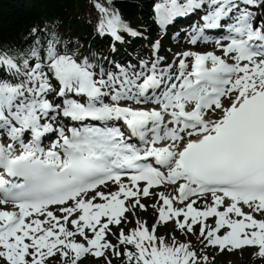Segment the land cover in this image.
Returning <instances> with one entry per match:
<instances>
[{"label": "snow or ice", "instance_id": "obj_1", "mask_svg": "<svg viewBox=\"0 0 264 264\" xmlns=\"http://www.w3.org/2000/svg\"><path fill=\"white\" fill-rule=\"evenodd\" d=\"M93 7L0 47V264L264 259V0Z\"/></svg>", "mask_w": 264, "mask_h": 264}, {"label": "trees", "instance_id": "obj_2", "mask_svg": "<svg viewBox=\"0 0 264 264\" xmlns=\"http://www.w3.org/2000/svg\"><path fill=\"white\" fill-rule=\"evenodd\" d=\"M125 16L139 19L149 9L148 0H119ZM94 10L88 0H0V45L17 47L32 29L58 26L60 31L91 41Z\"/></svg>", "mask_w": 264, "mask_h": 264}, {"label": "rangeland", "instance_id": "obj_3", "mask_svg": "<svg viewBox=\"0 0 264 264\" xmlns=\"http://www.w3.org/2000/svg\"><path fill=\"white\" fill-rule=\"evenodd\" d=\"M243 257H241V255L238 254V253L237 254L234 253L231 256L224 258L223 259V263L224 264H230V263H234L235 264V263H238L239 261H241V259ZM261 261H263V262H261ZM252 264H264V260H260V259L257 258L256 261H254Z\"/></svg>", "mask_w": 264, "mask_h": 264}]
</instances>
